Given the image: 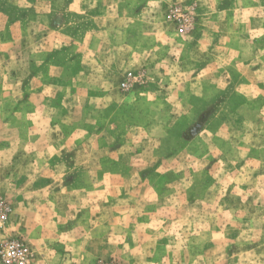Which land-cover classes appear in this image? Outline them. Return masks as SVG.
<instances>
[{
  "label": "rangeland",
  "instance_id": "rangeland-1",
  "mask_svg": "<svg viewBox=\"0 0 264 264\" xmlns=\"http://www.w3.org/2000/svg\"><path fill=\"white\" fill-rule=\"evenodd\" d=\"M0 210L30 264H264V0H0Z\"/></svg>",
  "mask_w": 264,
  "mask_h": 264
},
{
  "label": "built area",
  "instance_id": "built-area-1",
  "mask_svg": "<svg viewBox=\"0 0 264 264\" xmlns=\"http://www.w3.org/2000/svg\"><path fill=\"white\" fill-rule=\"evenodd\" d=\"M6 215V210H0V219H5ZM0 254L5 264H30L33 251L24 239L13 237L3 243Z\"/></svg>",
  "mask_w": 264,
  "mask_h": 264
}]
</instances>
